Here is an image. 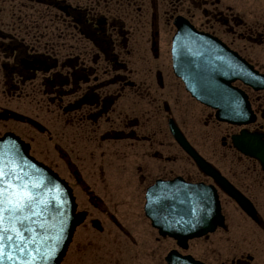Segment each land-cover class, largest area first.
Wrapping results in <instances>:
<instances>
[{
    "label": "flooded vegetation",
    "instance_id": "1",
    "mask_svg": "<svg viewBox=\"0 0 264 264\" xmlns=\"http://www.w3.org/2000/svg\"><path fill=\"white\" fill-rule=\"evenodd\" d=\"M177 18L264 74V0H0V135L12 133L34 146L38 132L64 159L80 164L88 157L109 167L103 199L111 204L89 200L103 211L94 216L84 209L77 248L93 249L76 264H164L174 249L143 218L147 189L156 180L212 182L174 144L168 119L251 203L264 230V170L232 149L229 138L239 129L191 107L173 73ZM212 76L221 80L222 72ZM233 86L246 93L255 115L244 129L264 136V94ZM220 197L226 226L218 242L221 264H264V239L256 232L244 237L246 223L231 211L239 209ZM212 245L204 237L188 248L214 264Z\"/></svg>",
    "mask_w": 264,
    "mask_h": 264
},
{
    "label": "water",
    "instance_id": "2",
    "mask_svg": "<svg viewBox=\"0 0 264 264\" xmlns=\"http://www.w3.org/2000/svg\"><path fill=\"white\" fill-rule=\"evenodd\" d=\"M0 154L3 156V163H7L2 164L6 172H9L10 168L14 166H16V171L19 169V172L23 170L29 172L35 170L33 172L39 174L38 176L41 178L43 177L46 186L58 195V199L63 201L64 207H62V211L60 210V223L59 221L55 222L52 229L49 231L50 238L46 242V250H49V253H51V259L48 264H59L69 244L72 233L79 223L78 220H75L73 217L74 206L69 191L62 182L58 181L57 178L48 171L36 169V166L27 158L26 149L13 143L9 139L0 142ZM42 184H44V181H42ZM36 204L38 205L39 201H37ZM42 229L43 228L39 229V231H42ZM39 262L40 260L38 263Z\"/></svg>",
    "mask_w": 264,
    "mask_h": 264
},
{
    "label": "snow or ice",
    "instance_id": "3",
    "mask_svg": "<svg viewBox=\"0 0 264 264\" xmlns=\"http://www.w3.org/2000/svg\"><path fill=\"white\" fill-rule=\"evenodd\" d=\"M2 164L3 156L0 154V264H3L5 259H12V256L7 253L6 241L10 242L8 247L11 244H18L19 251H26L25 244L28 241L23 232L16 228V225L24 226L25 222L29 220L26 213L31 212L36 203L33 195L27 190V186H13L5 183L8 173ZM6 224L8 227H5ZM25 231H31V229H25ZM10 233H14V235ZM31 242L36 243L35 237ZM48 255L50 256L51 253Z\"/></svg>",
    "mask_w": 264,
    "mask_h": 264
},
{
    "label": "rangeland",
    "instance_id": "4",
    "mask_svg": "<svg viewBox=\"0 0 264 264\" xmlns=\"http://www.w3.org/2000/svg\"><path fill=\"white\" fill-rule=\"evenodd\" d=\"M40 146V145H39ZM43 150H44V147H41ZM43 150H41V149H39V148H36V152H37V154L38 155H40V156H37V159L38 160H40V161H43V159H42V157H44V155H45V153H44V151ZM50 159H51V157H49ZM51 161H52V159H51ZM53 162H55V163H53V165H52V167L53 168H55L54 170L57 172V173H59V175L62 177H64L65 176V170H64V167H63V165L60 163V161L58 160V158H56L55 157V160L53 161ZM90 211V210H89ZM91 212V211H90ZM237 213V212H236ZM246 224H244L243 226H242V231H243V233H244V237H251L252 238V234H253V229H252V233H251V228H250V224L248 223V222H245ZM249 226V227H248ZM220 238H221V233L218 231L216 234H214V235H212L211 237H210V240L212 241V252L214 253V254H218V241L220 240ZM251 238H248V239H251ZM260 238H263L264 239V235L262 236H260ZM257 248H258V246L255 244V246H254V250H257ZM258 254H259V250L257 251V256H258ZM69 260H73V258L72 257H68V261ZM217 264H219V263H217Z\"/></svg>",
    "mask_w": 264,
    "mask_h": 264
}]
</instances>
